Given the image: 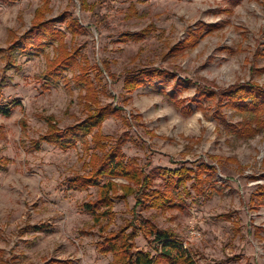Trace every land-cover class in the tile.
<instances>
[{
  "label": "rangeland",
  "instance_id": "1",
  "mask_svg": "<svg viewBox=\"0 0 264 264\" xmlns=\"http://www.w3.org/2000/svg\"><path fill=\"white\" fill-rule=\"evenodd\" d=\"M84 3L0 0V107L18 105L9 116L0 113V159L9 161L0 170V264H111L113 254H101L99 245L120 229L131 233L132 225L138 227L133 251L154 254L139 228L145 220L175 232L197 264H264V203L254 198L264 185V131L238 137L234 129L243 116L217 98L198 97L203 88L218 95L239 84L264 88V0ZM39 11L44 20H58L62 42L38 57L11 54L8 47L38 20ZM203 24L196 45L187 46ZM142 30H149L144 40L122 41V35ZM61 50L76 52L77 66L44 88V75ZM147 68L171 73L181 86L169 78L156 82L158 88L124 89L130 74ZM83 72L93 84L94 110L121 109L97 132L110 145L120 141L129 162L152 174L159 167L213 163L216 191L201 197L192 192L179 202L181 209L167 213L135 207L134 194L116 198L113 218L94 224L85 204L110 179L88 190L69 189V181L91 167L82 142L66 151L41 141L52 126L62 130L88 116L85 96L92 93L74 82ZM157 176L154 188L162 186ZM111 180L117 185L113 195L121 196L127 181Z\"/></svg>",
  "mask_w": 264,
  "mask_h": 264
},
{
  "label": "trees",
  "instance_id": "2",
  "mask_svg": "<svg viewBox=\"0 0 264 264\" xmlns=\"http://www.w3.org/2000/svg\"><path fill=\"white\" fill-rule=\"evenodd\" d=\"M83 5L85 6L84 0ZM37 19L29 30L8 47L11 54L18 53L29 58L38 57L44 54L46 48L54 43L62 42L64 33L55 27L58 20H44V14L40 11ZM74 25L78 28L77 22ZM204 29L206 28L203 24L198 31L192 33V41L185 44L195 46L199 32ZM148 31L142 30L138 33L122 35V41L140 42L146 38ZM59 55L61 57L58 62L52 63L51 65L54 66L44 75L47 84L44 88L49 89L50 84H56L61 80L63 72L77 66L76 52L61 50ZM169 78L176 79V86H181L177 77L171 73L157 68H147L130 74L124 81V89L127 88L129 92H132L134 89L148 84L158 88L156 82L166 84ZM74 82L78 86H87L88 91L93 94V99L92 94L85 96L88 100L85 104L89 105L88 116L62 130L52 126L49 133L41 137V141L66 151L76 148L78 143L82 142L84 152L91 158L89 161L91 167H89L87 175H78L75 179L70 180L69 189L88 190L98 186L102 179H110L104 186L99 187L98 198L85 204L93 216L94 224H99L106 218H113L112 208L116 198L125 200L134 194L136 197L135 207H139L143 211L153 209L167 213L181 209L179 202L191 197L192 192L195 196L201 197L204 194L212 195L216 191L212 180L217 174V168L213 163L202 162L194 167H159L152 174L146 173L135 162H129L120 141L110 145L109 137L97 132L108 117L117 115L121 109L113 110L110 106L96 107L95 110L92 108L97 101L89 73L83 72L79 77L74 78ZM198 91V97L217 98L218 104L223 102L227 107L243 116L244 121L241 123V127L234 129L238 137L251 139L264 131V88L261 86L253 83L234 85L219 95L205 88L198 89ZM16 106L18 105L15 101L7 103L0 107V113L9 116ZM186 112L189 113L187 110ZM89 136H92L91 141H88ZM35 147L39 149L40 146L37 144ZM210 158L217 165L223 162L221 157L211 156ZM8 163L7 159H0V170H4ZM156 174L163 181L160 188H154ZM115 178H122L128 183L122 186L123 189L119 187L123 192L119 197L113 195L117 185L111 179ZM254 198L258 202L264 203V185H259ZM218 218L231 220L229 215H220ZM139 228L143 232V236L152 244L154 254L144 250L133 251L131 241L137 236L136 230H138V227L134 225H132L131 233H127L124 228L106 235L107 237L99 245L98 251L103 255L113 254L114 260L111 264H197L192 253L184 247V242L175 232L160 230L149 220H145ZM238 230L237 226L236 231L238 232ZM54 262L67 264L61 261Z\"/></svg>",
  "mask_w": 264,
  "mask_h": 264
}]
</instances>
